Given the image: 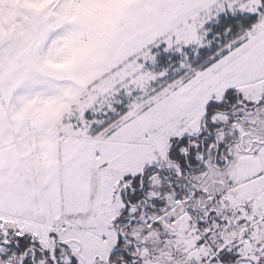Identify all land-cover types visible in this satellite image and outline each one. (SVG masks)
<instances>
[{"label": "snow or ice", "instance_id": "snow-or-ice-1", "mask_svg": "<svg viewBox=\"0 0 264 264\" xmlns=\"http://www.w3.org/2000/svg\"><path fill=\"white\" fill-rule=\"evenodd\" d=\"M0 264H264V0H0Z\"/></svg>", "mask_w": 264, "mask_h": 264}]
</instances>
